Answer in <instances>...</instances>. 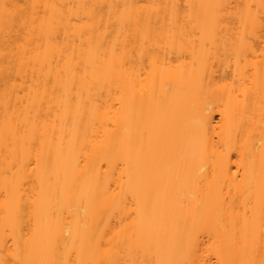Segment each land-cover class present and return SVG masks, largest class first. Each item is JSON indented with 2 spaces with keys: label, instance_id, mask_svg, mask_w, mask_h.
Wrapping results in <instances>:
<instances>
[{
  "label": "bare ground",
  "instance_id": "obj_1",
  "mask_svg": "<svg viewBox=\"0 0 264 264\" xmlns=\"http://www.w3.org/2000/svg\"><path fill=\"white\" fill-rule=\"evenodd\" d=\"M0 264H264V0H0Z\"/></svg>",
  "mask_w": 264,
  "mask_h": 264
}]
</instances>
